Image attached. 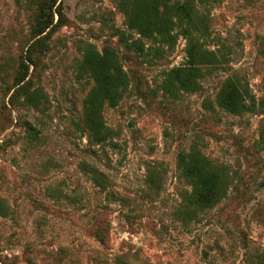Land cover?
Returning a JSON list of instances; mask_svg holds the SVG:
<instances>
[{
  "label": "rangeland",
  "instance_id": "1",
  "mask_svg": "<svg viewBox=\"0 0 264 264\" xmlns=\"http://www.w3.org/2000/svg\"><path fill=\"white\" fill-rule=\"evenodd\" d=\"M47 1L0 0V264H264V0H210L204 48L222 65L202 66L193 91L166 83L186 63L182 36L168 46L139 36L122 0H57L37 36ZM89 48L113 50L123 70L120 101L102 108L108 145L83 129ZM22 63L44 95L38 108L12 96ZM228 78L252 109L217 105ZM193 149L229 177L209 208L187 202L178 159Z\"/></svg>",
  "mask_w": 264,
  "mask_h": 264
},
{
  "label": "trees",
  "instance_id": "2",
  "mask_svg": "<svg viewBox=\"0 0 264 264\" xmlns=\"http://www.w3.org/2000/svg\"><path fill=\"white\" fill-rule=\"evenodd\" d=\"M56 1L48 0V7L44 3L39 4L35 27L37 36L52 26L54 13H51V10ZM125 1L122 0L121 5L126 8L127 26L135 30L139 36L167 46L172 45L178 35L185 39L186 63L182 67L172 68L167 73L168 86L175 89L196 90V79L201 76L202 66L222 65L223 55L220 54L219 49L211 51L204 48L209 37V19L205 13H209L208 6L212 1L182 0L170 3L167 0H132L130 8L126 7ZM45 10H50V13H45ZM56 14L58 17L61 15L58 12ZM120 40L127 50L135 49L141 53L145 51L139 39L128 42L121 34ZM37 43L40 44L41 40ZM154 51L160 52L161 48L156 47ZM81 70L93 81V86L83 101V129L87 134V140L98 146L111 144L112 134L102 119V108L104 104L110 108L116 107L122 97L124 85L122 67L113 50L107 49L100 53L89 48L82 60ZM26 73L27 67L22 63L14 80L12 96L20 94L24 103L38 108L42 104L44 95L40 89L30 88ZM216 103L231 114H239L255 106L254 97L249 89L232 78L223 82L216 96ZM178 164L182 177L191 186L187 199L190 205L199 209L209 208L224 196L229 180L228 174L198 150L193 149L188 153L180 154ZM97 238L103 242V230L99 231ZM116 264L128 263L117 260Z\"/></svg>",
  "mask_w": 264,
  "mask_h": 264
}]
</instances>
